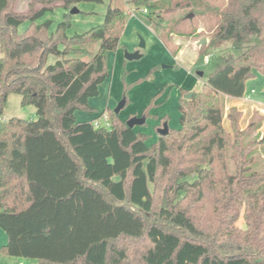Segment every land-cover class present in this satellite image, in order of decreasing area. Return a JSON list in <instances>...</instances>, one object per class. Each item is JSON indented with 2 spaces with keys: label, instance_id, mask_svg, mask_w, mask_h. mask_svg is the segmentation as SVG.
<instances>
[{
  "label": "trees",
  "instance_id": "trees-1",
  "mask_svg": "<svg viewBox=\"0 0 264 264\" xmlns=\"http://www.w3.org/2000/svg\"><path fill=\"white\" fill-rule=\"evenodd\" d=\"M12 1L0 0V258L131 264L130 243L143 240L138 264H264L263 116L241 129L232 106L226 131L220 110L221 96L243 97L251 69L264 73V0H226L199 53L216 54L214 71L190 99L180 91L178 128L150 146L114 112L108 128L74 115L97 112L89 100L108 77L125 12L109 4L101 24L68 35V12L57 22L47 17L54 5L17 16ZM59 1L65 10L104 2ZM156 1L130 0L163 21L171 9ZM156 69L128 84L123 66V95ZM10 95L35 119H3ZM163 194L167 207L156 210Z\"/></svg>",
  "mask_w": 264,
  "mask_h": 264
},
{
  "label": "rangeland",
  "instance_id": "rangeland-1",
  "mask_svg": "<svg viewBox=\"0 0 264 264\" xmlns=\"http://www.w3.org/2000/svg\"><path fill=\"white\" fill-rule=\"evenodd\" d=\"M155 3L161 10L171 9L170 13L161 15L163 21L157 19L156 12L143 13V6L135 8L130 0H104L101 4L85 2L70 6L68 10L61 8L59 0H13L11 13L26 17L43 5H54L56 9L47 17L57 22L61 20L64 12L69 13L72 8H75L77 13L70 15V28L67 30L68 35H73L101 24L109 4L111 7L122 9L126 15V24L117 49L120 52V59L116 62L114 53L109 56V78L106 82L108 86L106 90H104L106 85L102 87L99 95L92 99L90 104L101 113L107 114L113 112L122 98H125L128 104L118 113L121 120L125 122L133 116H144L143 113L151 98L158 95L153 107L147 110L149 116L147 118L144 116L145 123L133 128L136 132L144 133L148 137L146 143L150 146L158 138L156 130L162 127L164 123L162 118H167L168 129L178 128V94L181 90L198 92L205 80L204 77H198L196 72L208 75L214 71L216 54L209 52L207 55H199V53L207 46L209 30L213 28L217 12L225 5L226 0H158ZM26 24L24 23L20 30H23ZM139 38H142L145 43V47L139 50L142 57L134 61L125 60V52L138 50ZM201 39L206 40L205 45H199ZM121 63L127 65L129 71L131 70L127 73L128 77L126 76L128 84L145 77L151 68L158 67V69L123 95L120 77L116 76ZM161 65H167L170 68L162 69ZM109 98L112 99L111 104L108 102ZM234 100L226 96L220 97L222 126L226 131L230 130L226 117L227 110L231 105H235ZM239 101L242 103L241 108L237 107L240 111L245 108L248 110L254 101L262 102L259 109L264 108V73L255 68L251 69V75L245 81L244 95ZM80 113L84 116L89 115V119L92 118L90 115L94 114L78 110L77 120L86 119V116L79 117ZM260 116H263L261 123L264 126V115L255 109L249 118L247 114L244 117L241 114L239 127L245 128L251 118L256 121ZM35 117V108L22 107L18 95L8 97L2 113L3 119L28 120ZM261 132L263 130H258L259 134ZM163 198L165 208L167 207V199L163 194V196L155 197L156 210L162 206ZM145 247L146 243L143 240L130 243L131 264L139 263L140 254ZM18 262H27V260L19 258Z\"/></svg>",
  "mask_w": 264,
  "mask_h": 264
},
{
  "label": "crops",
  "instance_id": "crops-1",
  "mask_svg": "<svg viewBox=\"0 0 264 264\" xmlns=\"http://www.w3.org/2000/svg\"><path fill=\"white\" fill-rule=\"evenodd\" d=\"M119 44H120V41H119ZM117 51L118 50H116V52H110V53H108V55H107V70L109 69V64H108L109 63V56L110 55H113L112 53H114V55L116 54V56L114 57L116 62L118 61V59H120V52L119 51L117 52ZM123 66H125V64H122L121 63L120 69H119V73L116 76H119L120 77L121 69H122ZM125 69L127 70V72H131V70L129 71V69L127 68V65L125 66ZM127 77H128V75H127ZM108 78H109V70H108V77H107V79L99 87V93H100L101 88L104 87L105 85L106 86L104 87V90H106V87L108 86V84L106 83V82H108ZM109 97H111V95H109ZM178 97H179V94H178ZM92 99H94V98H92ZM92 99L89 100V105L91 107H92V105L90 103H91V100ZM111 100L112 99L109 98V101L108 102L110 104L112 103ZM234 101H236V103H235V105L234 104L231 105V107L232 106H234L236 108L237 107L238 108H241L242 107L241 106L242 103L239 101V99H235ZM243 101H245V100H243ZM261 104H263V103L260 102V101H254L250 105V107L248 108V110H246V108H245V109H241L242 112L240 110L239 111L241 112V114H242L243 117H244L245 114H247L248 115V118L250 117L251 112L254 111L255 109L257 111L261 112L264 115V108L263 109H259V108H261ZM92 108H94V107H92ZM94 109H96V108H94ZM96 110H97V113H94V114L90 115V116H92V118L89 119V115H87V116L85 115L86 116V119H81V120H77L76 119V121H78V122H92L93 120L97 119L101 114L104 113V112L101 113V111H99L98 109H96ZM81 113H80V116L79 117L85 118V116L83 114H81ZM74 115H75V118H76L77 115H78V111H76ZM120 119H121V116H120ZM259 130H264V126L262 125ZM6 241H7L6 234L0 229V247L4 246L6 244ZM0 264H34V262H32V261H29L28 262V260H27V262H18V259H11V258L3 257V258H0Z\"/></svg>",
  "mask_w": 264,
  "mask_h": 264
},
{
  "label": "water",
  "instance_id": "water-1",
  "mask_svg": "<svg viewBox=\"0 0 264 264\" xmlns=\"http://www.w3.org/2000/svg\"><path fill=\"white\" fill-rule=\"evenodd\" d=\"M77 10L75 8H72L71 11L69 12V14L73 15L76 14ZM206 44V40L205 39H201L199 42V45H205ZM145 47V43L144 40L142 38H139V43H138V50L134 51V52H125L124 53V58L127 61H134V60H139L142 55L140 54L139 50L143 49ZM162 69H167L170 68V66L167 65H161ZM198 77H202L203 76V72H196ZM193 92H188L186 95H184L185 99H190L192 96ZM125 98H122V100L117 104V106L115 107V109L113 110L114 114H118L120 110H122L124 108L125 105ZM145 123V117L141 116V117H136L133 116L131 118H129L128 120L125 121V124L128 128L133 129L135 126H142ZM169 129L168 126L166 124V122H164L162 124L161 128H158L156 130V133L162 137L167 135ZM166 204H165V200L163 198V203H162V208H165Z\"/></svg>",
  "mask_w": 264,
  "mask_h": 264
},
{
  "label": "built area",
  "instance_id": "built-area-1",
  "mask_svg": "<svg viewBox=\"0 0 264 264\" xmlns=\"http://www.w3.org/2000/svg\"><path fill=\"white\" fill-rule=\"evenodd\" d=\"M143 13H146L145 9L143 10ZM91 123L94 128L109 127L108 117L106 113L101 114L97 119L93 120Z\"/></svg>",
  "mask_w": 264,
  "mask_h": 264
}]
</instances>
